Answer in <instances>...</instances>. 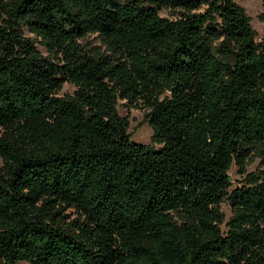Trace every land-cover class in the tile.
<instances>
[{
    "label": "trees",
    "instance_id": "1",
    "mask_svg": "<svg viewBox=\"0 0 264 264\" xmlns=\"http://www.w3.org/2000/svg\"><path fill=\"white\" fill-rule=\"evenodd\" d=\"M254 160L264 29L234 0H0V264H264Z\"/></svg>",
    "mask_w": 264,
    "mask_h": 264
},
{
    "label": "rangeland",
    "instance_id": "2",
    "mask_svg": "<svg viewBox=\"0 0 264 264\" xmlns=\"http://www.w3.org/2000/svg\"><path fill=\"white\" fill-rule=\"evenodd\" d=\"M234 2L237 3L250 18L251 28L255 31L256 39L259 41L263 36L264 29V0H234ZM161 16L168 17L164 11L161 12ZM82 45L85 47V49H101V44L95 35L86 37L82 41ZM40 51L45 53L43 49H40ZM73 91L74 87L66 83L62 86L59 96L72 94ZM117 111L120 116L126 117L128 119V133L130 134V138L133 142L158 148V146L152 142V130L145 121L146 111L133 108L128 109L122 104L117 106ZM261 170H264V166L260 165L259 160H254L252 164L247 167L248 172H258ZM229 175L233 185H236L239 177L236 175V169L234 167L230 170ZM221 210L224 213L225 218L228 219L230 216V211L226 203L223 202L221 204Z\"/></svg>",
    "mask_w": 264,
    "mask_h": 264
}]
</instances>
